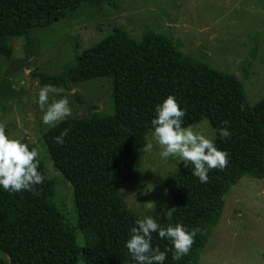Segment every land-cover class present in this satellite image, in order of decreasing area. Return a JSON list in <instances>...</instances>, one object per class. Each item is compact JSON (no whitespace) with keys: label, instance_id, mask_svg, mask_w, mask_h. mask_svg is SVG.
Returning a JSON list of instances; mask_svg holds the SVG:
<instances>
[{"label":"trees","instance_id":"trees-1","mask_svg":"<svg viewBox=\"0 0 264 264\" xmlns=\"http://www.w3.org/2000/svg\"><path fill=\"white\" fill-rule=\"evenodd\" d=\"M82 2L102 3L0 0V55L11 59L13 38L23 37L27 48L32 28L53 25ZM30 76L42 86L65 89L85 80L107 78L112 112L65 119L43 135L54 168L72 184L84 243H77L75 228L55 203V182L47 177L46 166L38 158L45 177L42 185L34 186L32 192L0 189V264H131L124 242L139 215L125 207L119 190L138 176L137 156L151 132L155 104L167 95H173L185 109V126L208 119L215 131L227 121L231 135L223 139L215 135L216 146L228 153L224 169L210 170L208 182L202 184L192 175L191 166L187 169L180 162L166 182L174 203L170 217L146 212L161 224L181 223L198 229L188 254L174 261L169 253L165 264H200V253L219 221L230 189L245 175L264 178V97L250 105L235 76L185 54L172 37L148 30L135 38L117 27L78 54L75 65L61 74L35 70ZM64 128L71 131L65 143L58 145L53 137ZM152 243L163 250L168 242L153 233Z\"/></svg>","mask_w":264,"mask_h":264},{"label":"rangeland","instance_id":"rangeland-1","mask_svg":"<svg viewBox=\"0 0 264 264\" xmlns=\"http://www.w3.org/2000/svg\"><path fill=\"white\" fill-rule=\"evenodd\" d=\"M101 1L99 5L82 2L53 25L32 28L27 48L23 37L13 38L12 58L0 55V125L10 136L21 138L37 150L47 177L55 182V203L66 222L75 228L78 244L84 243V237L78 228L72 184L54 168L43 138L52 126L42 124L38 106L29 99L42 86L30 76L32 71L61 74L75 65L78 54L117 27L135 38L152 30L178 40L180 49L194 59L235 76L250 105L264 97V0ZM60 88L72 108V115L66 119L112 112L108 107L111 82L107 78ZM88 106L96 109L89 110ZM190 126L209 134L214 132L208 119ZM150 133L145 136V144L151 140ZM153 145L151 153L143 148L139 151L138 176L126 181L119 193L125 207L136 215L156 211L168 218L174 203L166 182L182 161L160 158V149L154 141ZM165 202L163 213L161 205ZM199 263L264 264V178L245 175L230 189Z\"/></svg>","mask_w":264,"mask_h":264},{"label":"clouds","instance_id":"clouds-1","mask_svg":"<svg viewBox=\"0 0 264 264\" xmlns=\"http://www.w3.org/2000/svg\"><path fill=\"white\" fill-rule=\"evenodd\" d=\"M63 91L58 86L45 84L31 93L30 102L38 106L42 124L55 127L72 115L69 99L62 95ZM185 116V109L178 105L173 95H167L157 102L150 119L151 140L144 145L143 151L151 153L154 141L160 149V158L179 159L185 168L191 166L192 175L200 183H207L210 170H222L228 163V153L215 144L217 133L222 139L231 135L228 122L224 121V127L209 134L185 126ZM70 131V128H64L53 137V141L63 145ZM39 168L37 150L30 148L21 138L10 136L5 126L0 125V189L11 193L34 191V186L42 185L45 181ZM152 207H155L154 202ZM165 208L166 202L161 205L163 213ZM197 231V228L188 229L181 223L165 225L158 223L151 215H141L128 229L124 248L131 264H165L169 253L174 261H179L188 254ZM153 233L168 242L163 250L153 245Z\"/></svg>","mask_w":264,"mask_h":264}]
</instances>
